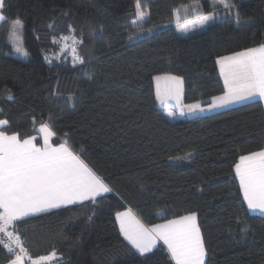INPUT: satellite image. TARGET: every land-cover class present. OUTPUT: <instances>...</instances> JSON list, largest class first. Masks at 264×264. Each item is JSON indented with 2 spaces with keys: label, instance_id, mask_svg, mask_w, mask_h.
Listing matches in <instances>:
<instances>
[{
  "label": "trees",
  "instance_id": "trees-1",
  "mask_svg": "<svg viewBox=\"0 0 264 264\" xmlns=\"http://www.w3.org/2000/svg\"><path fill=\"white\" fill-rule=\"evenodd\" d=\"M229 2L4 0L2 130L26 138L48 123L53 143L67 141L112 189L16 221L32 259L55 252L45 264H174L162 243L141 255L123 238L116 213L131 209L148 226L195 212L205 264H264V216L249 211L234 169L264 149L262 101L171 119L155 92L154 77L168 74L183 79L185 104L223 94L217 58L264 43V0ZM137 4L149 15L140 30ZM195 5L213 19L181 35L176 13ZM16 20L27 57L14 52ZM11 259L0 245V264Z\"/></svg>",
  "mask_w": 264,
  "mask_h": 264
},
{
  "label": "snow or ice",
  "instance_id": "snow-or-ice-1",
  "mask_svg": "<svg viewBox=\"0 0 264 264\" xmlns=\"http://www.w3.org/2000/svg\"><path fill=\"white\" fill-rule=\"evenodd\" d=\"M215 2L225 8L234 7L229 0ZM4 6V0H0V22L7 20L2 12ZM137 12L138 19L143 20L146 13L140 11L139 4ZM212 19V14L199 15L193 23L203 26ZM22 27L19 20L14 21L11 38L15 43V51L27 56L18 32ZM62 39L67 42L69 38ZM72 41L75 45V37H72ZM72 50L75 53V47ZM75 59L83 63L79 56H75ZM216 63L223 77L224 90L222 95L212 97L210 109L257 96L264 100V43L220 56ZM154 80L156 98L161 103L175 100L181 112L185 109L190 112L204 110L199 102L182 104L181 77L165 74L154 77ZM168 115L173 116L174 113L169 111ZM8 123L6 119L0 120V127ZM35 130L42 135V145H38L36 136L21 138L18 133L8 134L0 130V234L7 237V240H0V245L14 254L9 264H25L26 259H30L31 264H45L56 258V253L52 252L48 256L32 259L15 230L16 221L77 202H95L102 193L112 191L80 155L69 147L67 141L58 145L50 142L55 133L48 123H40ZM234 169L248 208L264 212V149L241 155ZM116 220L120 234L139 253L152 251L162 241L174 264H204L206 250L195 212L162 224L146 226L128 209L117 212ZM10 226L13 231H9Z\"/></svg>",
  "mask_w": 264,
  "mask_h": 264
},
{
  "label": "crops",
  "instance_id": "crops-1",
  "mask_svg": "<svg viewBox=\"0 0 264 264\" xmlns=\"http://www.w3.org/2000/svg\"><path fill=\"white\" fill-rule=\"evenodd\" d=\"M177 27V26H176ZM231 55V54H230ZM227 56V55H226ZM218 70H219V66H218ZM220 73V72H219ZM221 76V75H220ZM221 78H222V82H223V84H224V81H223V77L221 76ZM154 83H155V80H154ZM156 88V87H155ZM156 90V89H155ZM220 96V95H219ZM257 100H260V101H262V103H263V105H264V100H261L258 96L257 97H255V98H253V99H249V100H244V101H240V102H236V103H232V104H228V105H226V106H224V107H218V108H209V105L211 104V102H212V98L211 99H209L208 101H206V102H199V104H200V107L202 108V109H204L203 111H200V110H196V111H192V112H190V111H188L187 109H185L183 112H181L180 111V109H179V107H177L176 106V101L175 102H172L171 100H169L168 101V103H171L170 105H168V104H164V105H159V107H161V108H163L164 110H165V112H166V114L168 115V112L169 111H172L173 110V113H174V115L173 116H169L168 115V117L169 118H171V119H175V118H188V119H192V118H195V117H199V116H206V115H212V114H215V113H219V112H222V111H225V110H228V109H231V108H234V107H238V106H241V105H244V104H248V103H250V102H253V101H257ZM157 103H158V100H157ZM195 103H197V102H195ZM195 103H191V104H195ZM173 104H174V106H173ZM182 104L183 105H189V104H185L184 103V90H183V95H182ZM174 108V109H173ZM4 127V126H3ZM3 127H0V130H2V128ZM52 129V128H51ZM53 131V130H52ZM54 132V131H53ZM37 137V143H38V145H42L43 144V139H42V135L39 133V135L38 136H36ZM56 137V134L51 138V140H50V142L53 144V145H55L54 143H53V140H54V138ZM237 179H238V177H237ZM238 181H239V179H238ZM110 193V192H109ZM109 193H102L100 196H103V195H106V194H109ZM242 195H243V193H242ZM100 196H98V197H100ZM88 201V200H87ZM83 202H86V201H83ZM82 202V203H83ZM246 202V201H245ZM78 204H81V202H77L76 204H72V205H67V206H61L60 208H65V207H71V206H74V205H78ZM246 204H247V202H246ZM248 206V205H247ZM60 208H58V209H60ZM249 209V208H248ZM52 210H56V209H52ZM52 210H50V211H52ZM126 210H128V209H125V210H123V211H121V212H124V211H126ZM249 211L251 212V213H253V214H258V215H262V216H264V212H262V211H260L259 209H249ZM49 212V211H48ZM133 212V214L138 218V219H140L137 215H136V213L134 212V211H132ZM44 213H46V212H44ZM39 214H43V213H37V214H35V215H32V216H36V215H39ZM32 216H29V217H32ZM25 218H28V217H25ZM25 218H23V219H25ZM140 221L143 223V224H145L141 219H140ZM117 223H118V221H117ZM162 223H165V222H162ZM162 223H158V224H162ZM146 226H148L147 224H145ZM118 226H119V223H118ZM9 231H13V227H9ZM160 243H162L163 244V242L162 241H160V242H158L157 244H156V246L158 245V244H160ZM155 246V247H156ZM154 247V248H155ZM153 248V249H154ZM135 249V248H134ZM152 249V250H153ZM136 250V249H135ZM137 252H138V250H136ZM139 253V252H138ZM147 253H149V252H147ZM139 254H141V253H139ZM144 254H146V253H144ZM144 254H141V255H144ZM53 260V259H52ZM52 260H50V261H52ZM205 262H206V255H205V258H204V264H205ZM46 263V262H45ZM25 264H26V260H25Z\"/></svg>",
  "mask_w": 264,
  "mask_h": 264
},
{
  "label": "rangeland",
  "instance_id": "rangeland-1",
  "mask_svg": "<svg viewBox=\"0 0 264 264\" xmlns=\"http://www.w3.org/2000/svg\"><path fill=\"white\" fill-rule=\"evenodd\" d=\"M140 11L145 12L146 16H145V18L143 20H139L138 17H137V20L134 21L135 23H133V24H134L135 28L138 29V30L142 29V26L145 24V22L149 18V15H148L147 11H144L143 9H141V7H140ZM199 15H201V14H198L197 5L192 6V7H190V6L189 7H185L182 10H178L177 11L176 17H175V21H174V25L177 26V28L179 29V33L181 35H189V34L195 32V31H197L198 30V28H197L198 26H199V28L203 27V26H200L198 23H193V21H195L196 18ZM210 22L211 21H208L207 23H210ZM18 32H19V35L21 37L22 47H23V37H22L21 29H19ZM11 40L13 42V47H14V50H15V43H14L12 38H11ZM14 52L18 56H21V57L24 56V55H21L20 53H17L16 51H14ZM161 76H163V75H161ZM182 81H183V79H182ZM155 87H156V81H155ZM182 87H183V90H184V82H183ZM155 92H156V90H155ZM171 101L175 102V100H171ZM167 104L170 105L171 103H167ZM158 105H164V104L161 103L158 100ZM173 106H174V104H173ZM172 112H173V110H172ZM4 240H7V237L4 236ZM16 251L18 252L19 250L16 249ZM49 262H51V261H48L46 263H49Z\"/></svg>",
  "mask_w": 264,
  "mask_h": 264
},
{
  "label": "built area",
  "instance_id": "built-area-1",
  "mask_svg": "<svg viewBox=\"0 0 264 264\" xmlns=\"http://www.w3.org/2000/svg\"><path fill=\"white\" fill-rule=\"evenodd\" d=\"M19 250V249H18Z\"/></svg>",
  "mask_w": 264,
  "mask_h": 264
}]
</instances>
